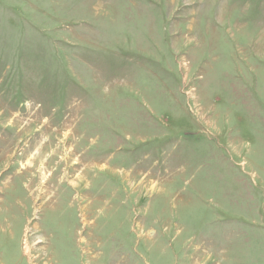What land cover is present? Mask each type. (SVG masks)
Listing matches in <instances>:
<instances>
[{"label":"rangeland","instance_id":"1","mask_svg":"<svg viewBox=\"0 0 264 264\" xmlns=\"http://www.w3.org/2000/svg\"><path fill=\"white\" fill-rule=\"evenodd\" d=\"M0 264H264V0H0Z\"/></svg>","mask_w":264,"mask_h":264},{"label":"bare ground","instance_id":"2","mask_svg":"<svg viewBox=\"0 0 264 264\" xmlns=\"http://www.w3.org/2000/svg\"><path fill=\"white\" fill-rule=\"evenodd\" d=\"M45 185H46V184H45ZM25 253H26V254H29V253H30V251H29L28 248L25 249Z\"/></svg>","mask_w":264,"mask_h":264}]
</instances>
